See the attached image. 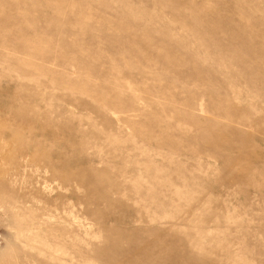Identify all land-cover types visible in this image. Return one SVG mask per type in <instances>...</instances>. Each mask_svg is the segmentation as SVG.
Here are the masks:
<instances>
[{
  "label": "rangeland",
  "instance_id": "rangeland-1",
  "mask_svg": "<svg viewBox=\"0 0 264 264\" xmlns=\"http://www.w3.org/2000/svg\"><path fill=\"white\" fill-rule=\"evenodd\" d=\"M0 264H264V0H0Z\"/></svg>",
  "mask_w": 264,
  "mask_h": 264
}]
</instances>
